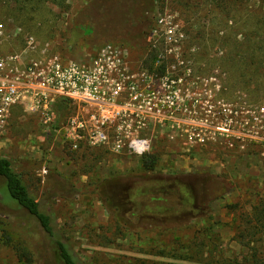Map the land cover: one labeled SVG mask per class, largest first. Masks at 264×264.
<instances>
[{
  "label": "rangeland",
  "instance_id": "rangeland-1",
  "mask_svg": "<svg viewBox=\"0 0 264 264\" xmlns=\"http://www.w3.org/2000/svg\"><path fill=\"white\" fill-rule=\"evenodd\" d=\"M153 4L148 39L132 33L133 40L127 41L105 37V0H66L62 7L53 2L31 4L26 11L2 3L0 23L11 36L4 51L19 52L24 35L30 34L63 55H92L114 43L143 58L154 33L164 32L156 27V19H193L188 35L207 34L222 50L214 48L216 62L209 64L202 41L189 44L187 37L182 59L191 71L185 73L181 65L175 71L183 74V96L192 103L198 99L193 119L202 118L206 130L218 134L208 135L202 145L187 146L176 127L150 128L144 138L158 165L145 172L141 157L117 155L105 146L72 151L57 127H45L40 116L17 108L0 133V157L13 160L39 199L50 204L58 230L85 264H246L253 244L242 245L236 238L239 217L264 197V74L256 77L233 60L224 62V52L237 45L245 53L247 44L259 40L264 0H244L236 11L214 7L210 0ZM20 29L23 35H18ZM186 50L197 60L187 58ZM78 113V108H66L60 121ZM201 177L223 181L226 192L216 186L221 197H195L194 181ZM59 179L74 186L75 197L64 198L59 191L58 198L50 197ZM186 198L192 202L186 204ZM5 230L13 243L0 244V264H23L15 245L29 249L34 264H53L51 239L38 225L0 215L1 241Z\"/></svg>",
  "mask_w": 264,
  "mask_h": 264
},
{
  "label": "built area",
  "instance_id": "built-area-1",
  "mask_svg": "<svg viewBox=\"0 0 264 264\" xmlns=\"http://www.w3.org/2000/svg\"><path fill=\"white\" fill-rule=\"evenodd\" d=\"M155 24L164 32H155L149 46L163 43L159 60H175L174 64L168 61L164 76L144 67L147 51L141 58L114 43L78 58L27 34L19 52L5 54L11 36L0 23V133L9 126L13 111L24 108L40 116L45 127H57L72 151L83 144L142 157L151 150L146 131L158 125L176 127L187 146L202 145L208 135L216 136L217 131L206 130L202 118L193 119L198 99L192 103L183 96V74H175L180 65L185 73L191 71L182 59L186 35L171 16L159 17ZM60 105L78 108L80 113L61 122Z\"/></svg>",
  "mask_w": 264,
  "mask_h": 264
},
{
  "label": "trees",
  "instance_id": "trees-1",
  "mask_svg": "<svg viewBox=\"0 0 264 264\" xmlns=\"http://www.w3.org/2000/svg\"><path fill=\"white\" fill-rule=\"evenodd\" d=\"M210 1L214 7H221L228 11H236L238 6L244 2V0ZM49 2H53L60 7L66 6V0H0V4L11 3L17 5L15 6V9L18 7L19 11H26L31 4H36V6L42 7L41 5ZM153 6V0H105V10L109 11L108 17L105 16V22L101 23H105V37L110 35L116 40H122L125 38V40L129 41L133 40L131 36L133 33L136 38L138 37V39L145 41L149 37V29H151L150 26L154 21V17L152 18L149 16L153 13ZM176 21L180 25L181 31L186 37H189L187 38L189 44H192L196 40L202 41L201 44L205 45L203 51H205L204 56L206 57L207 62L211 60L209 64H214V62H216V56L213 50H215V47H217L218 50H222V47L219 44L212 42L210 36L207 34H200L201 36H198L199 34L197 36H189L187 29H190V26L194 25L193 19H181ZM260 23V38L251 44H247V51L245 53L241 54L238 51L240 46H238L237 49V45L233 48L234 51L225 49L226 52H224V62L227 63L228 60H233L235 66L239 63L242 69L248 68L252 71L253 75H256V77L260 73L264 74V19H262ZM150 41L149 44H151ZM211 44H213V47ZM190 47L191 46H189V48ZM164 50L163 43L156 47H153V45L148 46V54L144 59V67L150 72L157 73L159 76L167 74L168 61L170 64L175 63V60L170 58L168 60L160 59L161 62H159V58L164 53ZM189 53L190 52L186 50L185 55L187 58L197 60L195 54L191 55ZM202 53L198 52V54H196L201 56ZM206 65L208 68H211L207 63ZM199 69L201 71L205 70V73L208 74L207 69ZM178 76L175 77L178 78ZM65 108L64 105H60L58 108V114L62 115ZM82 147L86 146L82 144L78 151L82 150ZM140 165L143 171L152 172L158 165V158L155 154H146L141 157ZM212 180L213 179L201 177L199 181H194V191L196 192L195 197L196 195L208 196L211 194H213L214 197H221L222 195L218 194L214 189H216V186L219 188L223 187L225 185L224 182L221 180L213 182ZM68 182L69 181L65 179H59V181L56 180L54 182V187H52V192L49 193L51 195L50 197H52V199L58 198L60 196L57 194L58 191L62 192L61 196L64 198L75 197V194L78 192L74 189V186ZM226 189V187L221 188L222 193H225ZM68 193L71 194L68 195ZM191 202V198H186V204ZM250 209V212L243 213L239 217L241 220V229L239 230L236 239L242 245L253 244L250 259L246 264H264V197L258 198ZM0 215L9 216L17 221H31L38 225L41 231L51 239L53 253L50 257L52 258L53 264H85L75 254L64 234H61L58 230L56 219L51 212L50 204L39 199L38 194L34 192L31 186L23 178L22 171L19 170L16 163L6 157H0ZM2 238L0 244L3 242V245L5 246L12 245L13 238L6 230L3 231ZM15 246L16 247L14 248L17 249V254L23 264H34L33 254L29 249L22 245Z\"/></svg>",
  "mask_w": 264,
  "mask_h": 264
}]
</instances>
